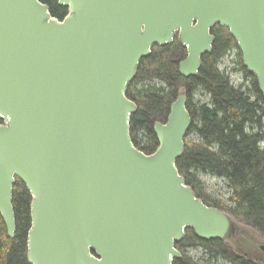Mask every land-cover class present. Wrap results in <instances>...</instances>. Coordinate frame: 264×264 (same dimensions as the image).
Here are the masks:
<instances>
[{
    "label": "water",
    "instance_id": "1",
    "mask_svg": "<svg viewBox=\"0 0 264 264\" xmlns=\"http://www.w3.org/2000/svg\"><path fill=\"white\" fill-rule=\"evenodd\" d=\"M58 4L62 19L40 0H0V216L12 239L19 180L31 198L27 263L173 264L189 229L264 264V240L179 173L191 125L185 89L154 122L149 154L132 142L137 105L127 97L153 46L176 40L186 51L178 73L198 76L220 26L264 99V0Z\"/></svg>",
    "mask_w": 264,
    "mask_h": 264
},
{
    "label": "trees",
    "instance_id": "2",
    "mask_svg": "<svg viewBox=\"0 0 264 264\" xmlns=\"http://www.w3.org/2000/svg\"><path fill=\"white\" fill-rule=\"evenodd\" d=\"M42 1L50 6L54 17L61 19L59 15L66 9L53 4L54 0ZM212 34L213 50L202 57L196 77L184 78L178 73V63L186 51L176 40L165 47L154 46L151 54L140 61L127 90V97L137 105L130 119V136L139 150L152 153L158 145L152 122L166 120L179 88L183 87L191 125L184 153L176 162L179 173L206 205L229 213L264 238V99L254 75L242 65L241 54L227 29L216 26ZM233 50L237 51L236 66L220 69L221 60ZM230 70L239 73L240 84H233ZM205 97L207 101L203 100ZM198 171L225 179L227 204L207 196ZM30 202L25 186L16 180L12 196L16 227L12 239L7 237L0 216V264H28ZM194 247L202 250L204 257H223L229 264H257L240 257L220 240L198 239L189 229L184 239L175 244L182 257L173 264H201L200 258L189 254Z\"/></svg>",
    "mask_w": 264,
    "mask_h": 264
},
{
    "label": "rangeland",
    "instance_id": "3",
    "mask_svg": "<svg viewBox=\"0 0 264 264\" xmlns=\"http://www.w3.org/2000/svg\"><path fill=\"white\" fill-rule=\"evenodd\" d=\"M237 51L233 50L229 52L222 60L220 63V69H223L225 67H228L229 69H232L236 66L238 57ZM231 80L233 84L238 85L241 82V76L239 73H237L234 70L229 71ZM195 99H199V95H195ZM204 101H207L208 99L205 97L203 99ZM200 180L202 181L204 185V191L206 192L207 196H211L218 200L219 202L223 203H228L227 198H228V189L226 186L225 179L222 177H219L215 174H212L211 172H203V171H198L197 172ZM247 229L251 233L252 236L256 238V240L261 241L264 240L259 235L257 234V231L250 227L247 226ZM189 254L190 256H196L197 258H200L201 264H229L223 257L218 258V257H213L212 255H206L204 257V253L202 250L198 248H191L189 249Z\"/></svg>",
    "mask_w": 264,
    "mask_h": 264
},
{
    "label": "flooded vegetation",
    "instance_id": "4",
    "mask_svg": "<svg viewBox=\"0 0 264 264\" xmlns=\"http://www.w3.org/2000/svg\"><path fill=\"white\" fill-rule=\"evenodd\" d=\"M40 1H41L42 3H44V4H46V5L49 7V10H50V6H49L46 2H44V1H42V0H40ZM53 4H55V5L58 6V7H61V8L66 9L65 13H63L62 15H59V17H60L61 19H62L63 17H65V15L67 14V8L60 6V5L58 4V0H54ZM53 4H52V5H53ZM134 114H135V113H134ZM154 122H156V121H153V122H152V131H153V125H154ZM161 123H163V122H161ZM0 124H1V122H0Z\"/></svg>",
    "mask_w": 264,
    "mask_h": 264
}]
</instances>
